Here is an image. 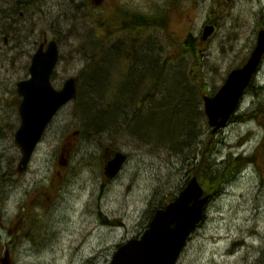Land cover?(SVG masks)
<instances>
[{
	"label": "rangeland",
	"instance_id": "obj_1",
	"mask_svg": "<svg viewBox=\"0 0 264 264\" xmlns=\"http://www.w3.org/2000/svg\"><path fill=\"white\" fill-rule=\"evenodd\" d=\"M12 1L0 0V7L5 9ZM159 2L32 0L26 16L20 17L18 11L0 20V259L6 251L9 254L0 264H108L116 247L141 234L151 212L185 186L199 168L200 151L205 153V146L212 147L210 159L223 175L230 160L239 154L256 153V160L224 178L219 194L208 202L205 219L190 235L176 264H264V57L253 87L243 95L236 113L249 112L251 118L229 122L212 132L202 114V96L214 94L227 73L244 63L252 50L257 31L264 25V0H194V13L185 19L184 29L198 47L197 58L190 53L181 55L177 48L152 49L154 30L143 28L148 56H156L155 61H149L158 67L154 65L157 69L152 77L151 67L146 75L143 64L122 55L115 58L110 76L113 82L120 84V77L123 81L127 65L138 78L141 71L147 77L138 81L141 92L136 93V99L123 108L128 117L157 108L156 102L162 103L167 95L166 87L172 86L171 81H165L169 73L181 70L193 88L184 92L180 101L190 103L193 115L191 125L187 123L183 134L175 137L186 141L181 150L167 147V141L155 136L176 134L182 122L180 114L165 126L160 123V111L140 118L132 129L143 138L126 128L117 130L115 125L93 133L80 125L77 96L53 117L25 173L16 171L21 153L14 143L20 122L15 83L29 76L31 55L43 38L42 31L58 42L60 61L52 84L59 89L69 76L81 79L92 47L101 49L115 42L130 50L134 36L138 46L142 37L124 27L115 26L116 33L105 38L97 25L99 15L117 5L132 12L154 11ZM14 19L17 24H13ZM208 21L216 24V30L202 41V29ZM151 40L152 46L148 44ZM144 93L146 98H142ZM167 99L175 97L171 94ZM99 101L101 105L106 99ZM193 104L200 113L193 114ZM190 108L185 109L190 112ZM107 145L127 155L119 174L109 180L103 174L102 160ZM62 147L70 149L66 161L64 152L60 156ZM206 165L204 172L210 173Z\"/></svg>",
	"mask_w": 264,
	"mask_h": 264
},
{
	"label": "water",
	"instance_id": "obj_2",
	"mask_svg": "<svg viewBox=\"0 0 264 264\" xmlns=\"http://www.w3.org/2000/svg\"><path fill=\"white\" fill-rule=\"evenodd\" d=\"M213 31V25H206L202 39L205 40ZM45 42L39 44L31 58L30 78L16 84L17 92L21 95L18 106L20 125L14 135V141L21 151L18 172L26 169L44 129L58 109L77 94L74 76L68 77L60 89L53 87L50 75L58 61L59 51L55 40H50L44 49ZM263 55L264 29H260L256 45L246 62L230 70L212 96L203 97L204 113L212 132L226 126ZM109 151L112 157L105 161L103 167L106 179L116 176L126 160L123 152L112 151L109 147L105 148L104 155ZM209 198L210 194H204L197 178L192 176L172 201L154 211L147 228L139 237L118 247L109 264H175L187 238L203 220Z\"/></svg>",
	"mask_w": 264,
	"mask_h": 264
},
{
	"label": "trees",
	"instance_id": "obj_3",
	"mask_svg": "<svg viewBox=\"0 0 264 264\" xmlns=\"http://www.w3.org/2000/svg\"><path fill=\"white\" fill-rule=\"evenodd\" d=\"M32 1V0H31ZM33 7H36V3H33ZM106 16H105V15ZM98 16V27L104 32V37L107 38L110 35V30L112 26H117L119 28L124 27L126 31L131 32L133 29L137 30L141 27V25L145 26L146 29L149 27H154L157 22V16H149L143 17L140 16L139 13L132 12L129 10H124L123 6H116L115 9L112 11L108 10L107 13ZM102 17L104 22L102 21ZM106 20V21H105ZM264 27V25H261ZM183 31L178 32L176 34L177 43L173 44V48L167 49H181V55L190 53L191 57L197 58L196 50L198 49L196 44L192 43V38L189 36L188 32L183 28ZM180 31V30H179ZM184 34V35H183ZM184 36V37H181ZM135 37L132 42H130V50L119 49L115 48L114 46L111 47L109 45H104L105 48L101 49H94L93 47L89 51L90 56L88 62L86 63L85 69L82 72L81 79L78 77L79 80V94L78 97L80 99L79 104V118H80V125L83 130H89L93 133L99 131H105L106 129L117 126V130L123 131L124 128L127 129V132L134 134L137 137L143 138V135L137 133L136 130L132 129L133 124L136 121L140 120V118L148 117L151 115L152 111H160L162 113V117L160 123L162 126L168 125L170 119L173 120L176 115L180 114L182 119L181 125L179 129L176 131V134L172 136H163L155 135L157 139H161L167 141V147L171 149H178L181 150L180 146L186 143L185 140H175V137L178 133L183 134V130L187 128V123L190 124V117L193 116L191 113L190 103L186 105L185 103H180L181 96L184 92L189 93L191 85L188 84L185 76L182 74L181 70L179 69L175 74L169 73L171 76L170 78L166 79L165 81H171L172 86L169 85L166 87L168 91L167 96L163 97L162 103H157V108L153 109H146L140 113H134L128 117V113L123 111V108L127 105L128 102H132L133 99H136V93L141 92L140 87L138 89V81L144 78V73L148 75L149 69V60L146 56H148V49L142 48L145 55L143 54V58L138 62V65H142L143 67L146 66L145 72L141 71L140 78L137 75H134V69H131L129 73L124 72V79L122 81L121 77L119 78L120 84L113 82L110 79L111 76V66L115 67V58H119L121 55L124 59L128 57V53L136 52L142 53L141 50H136V42ZM165 48V47H163ZM198 51L197 53H199ZM114 63V64H113ZM126 64V63H125ZM142 74V75H141ZM153 73L151 74V77ZM150 75V74H149ZM101 79V82L97 81V78ZM145 77L144 79H146ZM133 79V80H132ZM81 80V83H80ZM146 83V80H145ZM187 83V84H186ZM185 84V85H184ZM184 85V86H183ZM252 87V86H251ZM175 88H178L179 91L176 92ZM193 90V88H192ZM114 92V94H113ZM173 94L175 100H168L167 98ZM103 97H101V96ZM138 95V94H137ZM146 98V93L142 95V98ZM120 98V100H119ZM106 99L103 105H99V100ZM168 100V101H167ZM143 100H141V103ZM154 104V102H153ZM181 105V106H180ZM195 107L194 111L200 113L198 110L197 104H193ZM190 108V112L185 108ZM202 113V111H201ZM204 115V113H202ZM251 118V113L245 112L241 115L233 117V121H241ZM191 125V124H190ZM194 132V129H192ZM170 137V138H168ZM214 146V144L212 145ZM211 146H205L206 152L200 151V161H199V168L192 173L198 177L201 186L203 187L206 193H210L211 197L213 198L217 194H219L221 189V183L225 177L231 174L234 171H237L241 167H243L248 162H255L256 160V153H252L247 156H235L233 160H230V166L223 175L222 172H218L219 169L215 168V160L210 159L209 151ZM212 149V147H211ZM231 157V155H230ZM195 156L192 157V160H195ZM210 159V160H209ZM209 163V164H208ZM207 164V165H206ZM209 169L211 172L205 173L204 168ZM164 203V202H163ZM161 203V206H163ZM153 211L151 212L150 218L152 216Z\"/></svg>",
	"mask_w": 264,
	"mask_h": 264
},
{
	"label": "flooded vegetation",
	"instance_id": "obj_4",
	"mask_svg": "<svg viewBox=\"0 0 264 264\" xmlns=\"http://www.w3.org/2000/svg\"><path fill=\"white\" fill-rule=\"evenodd\" d=\"M194 3V0H160L156 9L152 13L153 16H157V22L154 26V33L156 37L154 47H174L173 44L177 43L176 34L179 32V30L183 31L182 29L185 28L186 25L185 19H189V17L194 13ZM31 8V0H14L8 9H2L0 7V20H7V18L13 16V14L17 13L18 11L20 17H23L24 15L26 16V13H28ZM152 14L141 12L140 16L145 17L146 15L151 16ZM9 24L14 26L13 24H17V19H14L13 24L11 22ZM185 30L188 32L187 29ZM4 38L6 41V37ZM8 255V251H6V255L0 260L5 262V259L8 258Z\"/></svg>",
	"mask_w": 264,
	"mask_h": 264
},
{
	"label": "bare ground",
	"instance_id": "obj_5",
	"mask_svg": "<svg viewBox=\"0 0 264 264\" xmlns=\"http://www.w3.org/2000/svg\"><path fill=\"white\" fill-rule=\"evenodd\" d=\"M132 80H133V79H132ZM164 92H166V93H167L168 91H167V90H165ZM167 94H168V93H167ZM166 96H167V95H166ZM193 114H195V111H194V113H193ZM159 135H160V134H159Z\"/></svg>",
	"mask_w": 264,
	"mask_h": 264
}]
</instances>
